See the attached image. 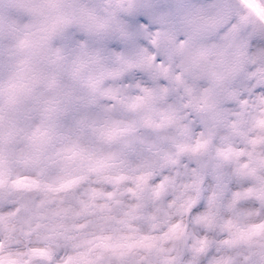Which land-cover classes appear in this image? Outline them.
Listing matches in <instances>:
<instances>
[{"label": "clouds", "instance_id": "clouds-1", "mask_svg": "<svg viewBox=\"0 0 264 264\" xmlns=\"http://www.w3.org/2000/svg\"><path fill=\"white\" fill-rule=\"evenodd\" d=\"M0 264H264V0H0Z\"/></svg>", "mask_w": 264, "mask_h": 264}]
</instances>
